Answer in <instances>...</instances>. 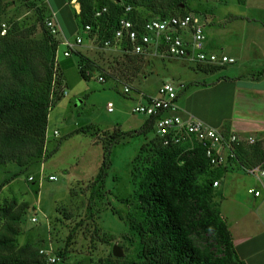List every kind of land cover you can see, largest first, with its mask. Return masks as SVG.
<instances>
[{
  "label": "rangeland",
  "instance_id": "obj_1",
  "mask_svg": "<svg viewBox=\"0 0 264 264\" xmlns=\"http://www.w3.org/2000/svg\"><path fill=\"white\" fill-rule=\"evenodd\" d=\"M34 1L37 4L32 7ZM71 1L0 0V57L4 45L12 47L5 58H0V82H15L13 68L26 83L34 75L38 81L45 78L48 32L44 22L54 15L60 29L55 40L62 44L81 36L83 42L76 53L94 64L92 76L84 80L76 53L65 58L63 46L57 50L58 55L56 51L54 69L62 76L58 79L53 75L46 91L53 106L41 144L42 155L23 158L27 163L24 167L0 166V207L12 202L28 205L18 248L35 249L39 254L44 251L56 258L57 264H129L138 261V240L130 230L133 221L139 220L134 196L139 178L133 174V163H141L135 159L142 146L145 150L141 159L147 158L154 138L152 132L140 134L145 118L131 114L136 100L133 93L130 97L123 94L124 86L153 96L163 83L181 85L184 89L179 90V109L190 110L195 119L208 125L217 118L219 107L212 99L213 91L198 83L236 74L241 63L235 59L238 56L232 57L236 64L208 76L205 74L209 71L186 60L143 57L139 72L134 74L124 67L123 55L89 41L77 24L78 8L74 9ZM91 1L97 8L119 0ZM168 1L179 5L166 9L168 14L197 13L205 21L204 36L213 42L217 54L231 57L240 41L245 55L264 47V0H159ZM137 15L155 16L144 8H138ZM239 16L257 21L246 22L243 30L240 18L231 22ZM99 76L104 77V84L97 80ZM61 90L66 95H60ZM108 103L113 104V112H108ZM228 104L227 100L224 109ZM10 128V123L0 124V136ZM119 135L124 138L110 148L106 176L98 182L104 147L111 136ZM35 151L30 146V154ZM49 177L55 181H49ZM114 248L119 249L120 257L113 256Z\"/></svg>",
  "mask_w": 264,
  "mask_h": 264
},
{
  "label": "trees",
  "instance_id": "obj_2",
  "mask_svg": "<svg viewBox=\"0 0 264 264\" xmlns=\"http://www.w3.org/2000/svg\"><path fill=\"white\" fill-rule=\"evenodd\" d=\"M77 1L80 3V13L75 17L83 32L85 26H96L94 12L107 8V13L99 20L101 29L96 44L100 46L105 40L111 39L121 17L135 24L151 19L162 20L187 15L168 14L166 9L179 6L169 1L119 0L107 2L97 8L91 0ZM35 3L37 4L35 1L31 2V6L35 7ZM125 7H130L131 12L125 14ZM138 8H144L155 16L140 18L137 15ZM45 30L48 32L44 47L47 53L45 78L38 81L39 78L36 79L34 75L26 83L16 75L17 71L13 68L11 72L16 76L15 82H0V124H11V128L0 136V166L16 164L24 167L27 163L22 161L23 158L42 155L41 144L47 129L48 113L53 106L46 91L53 77L55 53L60 47L59 41L55 40L46 27ZM2 50L3 56L0 58L3 59L11 52L12 47L4 45ZM76 55L79 57L78 67L82 79L89 80L94 64L79 53ZM123 57L124 67L137 74L144 58L132 55ZM221 68L201 69L212 73ZM56 75L58 79L62 76L59 72ZM149 132H152L154 138L150 154L141 159L145 150V146H142L135 159L141 163H133V174L135 178H139L134 195L139 205V220L133 221L130 230L138 240V261L129 264H243L236 256L228 226L221 218L219 204L215 201L217 192L214 183H218L228 171L227 166L211 165L201 145H196L192 151L188 150L187 144L163 146L154 136L152 118L145 120L140 128V134L146 135ZM123 138L122 135L109 138L104 147L105 155L98 182H103L106 176L110 148ZM30 146L36 150L35 153L30 154ZM263 162L264 154L258 145L246 151H241L238 147L235 157L228 160V167L253 168L259 167ZM71 192L73 193L72 190ZM27 210L26 203L18 205L12 202L0 207V264H49L37 250L17 247L20 226ZM94 232L98 236V229Z\"/></svg>",
  "mask_w": 264,
  "mask_h": 264
},
{
  "label": "built area",
  "instance_id": "obj_3",
  "mask_svg": "<svg viewBox=\"0 0 264 264\" xmlns=\"http://www.w3.org/2000/svg\"><path fill=\"white\" fill-rule=\"evenodd\" d=\"M71 5L74 9L78 8L75 9V13L79 15L80 8L77 0H72ZM107 11L106 7L96 10L93 15L96 26H85L83 33L86 34L89 41H96L101 29L99 20ZM124 12L125 14L130 13L131 8L125 7ZM205 26V21L195 13L172 16L162 20L151 19L135 24L125 17H121L111 39L102 42L101 47L120 55L186 60L192 65L204 68L235 64L234 58L206 51ZM45 27L53 37L60 34L55 15L45 21ZM82 42L83 38L79 35L74 41L64 40L60 44L64 47L63 57L68 58L75 54L76 48L82 45ZM56 73V69H54L53 75L57 77ZM97 80L104 83V78L101 76ZM180 89H184V87L167 82L161 84L153 96L140 91L135 92L128 86L124 87L123 94L131 96L133 93L136 102L131 109V114L142 116L145 120L152 118L154 136L163 146L187 144L188 150L192 151L196 145H201L204 148L205 157L211 165L224 167L229 159L235 157L236 149L240 147L242 140L236 134L224 135L219 129L208 126L193 117L184 118L178 106ZM60 95H66V92L61 90ZM113 107L112 103H108V112H113ZM54 136H58V133L54 132ZM247 143L254 144V140L248 138ZM243 170L250 176L255 174L264 176V171L259 167L243 168ZM29 180L31 181L32 178ZM49 181H55V178L49 177ZM217 186L218 183H214V187ZM248 193L254 196L259 195L254 190H248ZM31 221L36 222V219ZM40 255H43L49 264L57 262L56 258L49 257L44 251H40Z\"/></svg>",
  "mask_w": 264,
  "mask_h": 264
},
{
  "label": "crops",
  "instance_id": "obj_4",
  "mask_svg": "<svg viewBox=\"0 0 264 264\" xmlns=\"http://www.w3.org/2000/svg\"><path fill=\"white\" fill-rule=\"evenodd\" d=\"M238 18L243 22V30L247 28L246 22L257 21L248 19L249 16H239L231 22L235 23ZM242 38L243 36L240 37ZM212 45L213 42H208L205 37L207 52L215 53ZM238 46L231 53V58L238 56L235 59H239L241 63L238 66L239 72L223 75L215 81L207 82L204 79L198 83L201 88L213 91L212 96L215 98L212 99L219 107L217 118L208 126L219 129L224 134H236L242 140L241 151L258 145L264 154V47L251 50V54L245 55L241 41ZM216 73L217 71L205 75L214 76ZM227 100L229 106L224 109L222 105ZM181 110L184 118L190 116L195 119L190 110ZM248 138H252L254 144H248ZM225 166L228 171L215 187V201L219 204L220 216L228 226L238 260L243 264H264V176H250L243 170L244 167L229 168L228 162ZM259 168L264 171V162ZM248 190H254L259 195L249 194Z\"/></svg>",
  "mask_w": 264,
  "mask_h": 264
},
{
  "label": "water",
  "instance_id": "obj_5",
  "mask_svg": "<svg viewBox=\"0 0 264 264\" xmlns=\"http://www.w3.org/2000/svg\"><path fill=\"white\" fill-rule=\"evenodd\" d=\"M113 256L114 257H120L121 256V253H120L118 248L113 249Z\"/></svg>",
  "mask_w": 264,
  "mask_h": 264
}]
</instances>
